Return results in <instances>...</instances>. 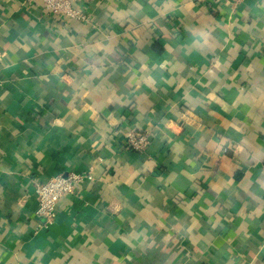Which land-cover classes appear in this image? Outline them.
I'll return each instance as SVG.
<instances>
[{
    "label": "crops",
    "instance_id": "1",
    "mask_svg": "<svg viewBox=\"0 0 264 264\" xmlns=\"http://www.w3.org/2000/svg\"><path fill=\"white\" fill-rule=\"evenodd\" d=\"M71 1L0 0V264H264V0Z\"/></svg>",
    "mask_w": 264,
    "mask_h": 264
},
{
    "label": "built area",
    "instance_id": "2",
    "mask_svg": "<svg viewBox=\"0 0 264 264\" xmlns=\"http://www.w3.org/2000/svg\"><path fill=\"white\" fill-rule=\"evenodd\" d=\"M240 2L241 0H234ZM29 5L40 4L54 17H65L86 22L88 16L85 11L71 0H26ZM1 56V53H0ZM128 145L136 152H145L150 144L148 134L128 136ZM82 177L71 173L67 176H57L46 183H40L36 188L38 202L37 216L45 220V225L50 226L57 217V206L67 195L76 193V186L81 183Z\"/></svg>",
    "mask_w": 264,
    "mask_h": 264
}]
</instances>
